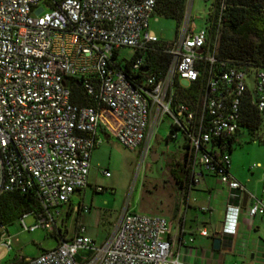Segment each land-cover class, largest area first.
I'll return each mask as SVG.
<instances>
[{
    "label": "built area",
    "instance_id": "obj_1",
    "mask_svg": "<svg viewBox=\"0 0 264 264\" xmlns=\"http://www.w3.org/2000/svg\"><path fill=\"white\" fill-rule=\"evenodd\" d=\"M155 2L0 0V193L30 191L37 207L17 217L21 229L40 227L60 237L35 255L0 264H187L166 216L124 207L96 242L80 219L88 206L81 197L73 201L88 184L90 154L101 141L98 128L130 149L138 147L142 160L164 117L171 120L168 139L181 133L189 186L205 173L226 186L218 231L233 235L243 207L249 219L258 214L264 223V159L255 195L228 170L227 141L238 128L246 91L264 114V64L218 56L215 39L203 26H191L185 8L174 39L159 47L169 55L163 71L140 69L146 62L135 51L159 38L148 28ZM124 46L135 55L128 65L133 76L117 64L125 62ZM68 76L77 78L91 103L70 100ZM63 207L71 220L67 230ZM27 214L33 224L23 222ZM5 227L0 225V245L9 249L14 234Z\"/></svg>",
    "mask_w": 264,
    "mask_h": 264
},
{
    "label": "rangeland",
    "instance_id": "obj_2",
    "mask_svg": "<svg viewBox=\"0 0 264 264\" xmlns=\"http://www.w3.org/2000/svg\"><path fill=\"white\" fill-rule=\"evenodd\" d=\"M212 0H186L185 8L189 15V21L193 28L205 25V18L210 10ZM181 24H176L173 18L160 14H153L148 19V28L162 40H172L176 35V29ZM120 54L130 57L132 48L124 46ZM252 77H247L248 87L252 86ZM171 120L164 117L156 126L154 135L149 140V151L157 154L152 158L148 152L140 160L139 148L130 149L122 145L112 134H101V141L91 152L88 184L84 187L80 196L88 206V211L82 212L81 221L86 228V234L96 242H101L111 231L122 209L126 207L130 211L149 212L167 216L169 197L174 182L167 162L180 160L182 157V136L178 132L177 139H166ZM232 168L238 166L240 170L249 174L256 167H252L258 160L264 159V114H259L256 127L250 129L239 126L233 139L229 153ZM251 166V167H250ZM254 168V169H253ZM262 170V169H261ZM107 171V174H104ZM250 175V174H249ZM262 175V174H261ZM100 186L101 189L95 187ZM203 189V185L197 186ZM176 188V187H175ZM175 194H179L177 188ZM179 201V195H177ZM206 212H200L204 215ZM23 222L34 223V216L27 214ZM213 223H208L206 230L210 232ZM9 232H17L12 239L10 250L0 245V262L13 254L34 255L40 247L48 248L55 245V239L50 233L40 227L32 231L22 230L17 219L7 225ZM67 227H71L68 219Z\"/></svg>",
    "mask_w": 264,
    "mask_h": 264
},
{
    "label": "trees",
    "instance_id": "obj_3",
    "mask_svg": "<svg viewBox=\"0 0 264 264\" xmlns=\"http://www.w3.org/2000/svg\"><path fill=\"white\" fill-rule=\"evenodd\" d=\"M185 2L186 0H156L154 14L173 18L178 26L184 14ZM205 19L203 27L207 30V36L211 40L215 39L218 56L231 59L236 63L264 64V0H212ZM165 42L166 40L158 38L146 47L135 51V55L143 54L146 62L139 67L140 69L147 67L148 71L155 73L163 71L169 55L160 51L159 47ZM115 53L116 51L114 55ZM135 55L126 58L122 56L120 59L125 62L117 63L132 76L135 71H131L128 65ZM68 82L72 102L77 104L92 102V98L84 91L76 77L70 76ZM258 121L259 113L253 108L249 91H246L241 101L238 128L246 126L252 129L257 126ZM236 132L227 140L228 151L231 149ZM185 164V151L182 152L180 160L167 162L174 184L180 189L183 188L184 191L190 187L189 170ZM36 207V200L30 191H3L0 193V225L7 226L24 211Z\"/></svg>",
    "mask_w": 264,
    "mask_h": 264
},
{
    "label": "crops",
    "instance_id": "obj_4",
    "mask_svg": "<svg viewBox=\"0 0 264 264\" xmlns=\"http://www.w3.org/2000/svg\"><path fill=\"white\" fill-rule=\"evenodd\" d=\"M97 133L100 136L101 134L107 136V132L101 128H98ZM150 154H154V152L151 151ZM261 160L252 165V167L258 168V170L253 175L252 172L255 170L253 168L254 170L250 171L249 175L240 170L238 166L232 168L231 158L229 157L228 170L230 173L244 184L247 191L255 195L260 194L262 184V170L259 165ZM199 184L204 186L203 189L197 187ZM175 187L179 191V194H177L179 195V201L175 194ZM225 192L226 186L215 175L210 173L203 174L201 182L185 189L184 193H182V189L174 184L168 200L170 206L168 207L166 217L171 223L169 235L174 238L181 259L187 264H264V223L261 222L258 214L249 219L243 207L238 215L237 226L233 235L215 231L218 220H220L219 227L221 225ZM77 200L73 197V201ZM247 203H249V199L245 196L244 204ZM202 205L206 206V209H200L199 207ZM61 210L64 211V207ZM200 212L206 213L200 215ZM81 215L82 213L80 214V219ZM61 217L63 220H68L65 211L62 212ZM210 221H212L213 225L210 228L209 234H200L198 230L200 228H208L207 225ZM5 228L9 234H14L15 239L17 232H9L8 227L6 226ZM65 228L67 230L68 227ZM62 231L64 233V228ZM50 235L55 239L56 245L60 239L59 235L55 232H50ZM215 236L219 237L217 246H214L212 242ZM42 249L44 247H40L38 252ZM23 256L31 255L13 254L6 260L16 261Z\"/></svg>",
    "mask_w": 264,
    "mask_h": 264
},
{
    "label": "water",
    "instance_id": "obj_5",
    "mask_svg": "<svg viewBox=\"0 0 264 264\" xmlns=\"http://www.w3.org/2000/svg\"><path fill=\"white\" fill-rule=\"evenodd\" d=\"M144 69H145V68H144ZM151 156H152L153 159L156 158V154H155V153H154V154H151ZM244 201H245V195L243 196L242 204H244ZM219 224H220V220H218V221L216 222L215 231H218V230H219ZM212 242H213V245H214V246H217V245H218V242H219V237L215 236V237L213 238Z\"/></svg>",
    "mask_w": 264,
    "mask_h": 264
},
{
    "label": "clouds",
    "instance_id": "obj_6",
    "mask_svg": "<svg viewBox=\"0 0 264 264\" xmlns=\"http://www.w3.org/2000/svg\"><path fill=\"white\" fill-rule=\"evenodd\" d=\"M228 230H231V226L229 227V229Z\"/></svg>",
    "mask_w": 264,
    "mask_h": 264
}]
</instances>
